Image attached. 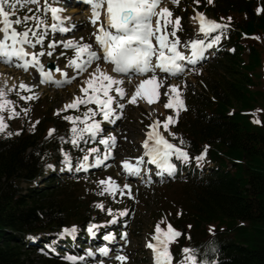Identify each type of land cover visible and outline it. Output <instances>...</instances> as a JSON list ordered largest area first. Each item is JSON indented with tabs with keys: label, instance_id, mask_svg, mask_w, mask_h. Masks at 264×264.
Returning <instances> with one entry per match:
<instances>
[{
	"label": "trees",
	"instance_id": "1",
	"mask_svg": "<svg viewBox=\"0 0 264 264\" xmlns=\"http://www.w3.org/2000/svg\"><path fill=\"white\" fill-rule=\"evenodd\" d=\"M257 6L261 14L255 12ZM228 13L240 19L235 21L239 31L264 39V0L216 4V14ZM232 33L237 42L239 33ZM254 54L251 48L250 57ZM235 57L233 65L241 60ZM231 69L227 92L214 93L215 102L190 101L179 126H171L177 144L182 138L185 150L195 156L205 152L216 167L212 175L184 184L177 197L179 212L165 221V226L170 223L181 233L171 244L176 262L181 259L179 249L188 247L196 250L198 260L264 264V122L260 118L258 126L238 112L253 104L247 87L252 81ZM233 101L239 110L228 114ZM50 124L55 135L48 137L46 126ZM70 129L67 120L53 121L48 116L32 133L21 127L11 131V136L0 134V264H68L42 253L36 254L37 262L30 259L27 254L34 250L26 247V236L59 233L71 225L90 223L88 201L67 194L55 179L45 181L43 189L36 187L46 165L59 162L55 153L61 149L70 153Z\"/></svg>",
	"mask_w": 264,
	"mask_h": 264
},
{
	"label": "snow or ice",
	"instance_id": "2",
	"mask_svg": "<svg viewBox=\"0 0 264 264\" xmlns=\"http://www.w3.org/2000/svg\"><path fill=\"white\" fill-rule=\"evenodd\" d=\"M178 2L179 0H171L174 5H178ZM194 2L199 3V0H194ZM88 3L91 9V22L96 25L94 36L99 51L93 50V45L90 43H80L74 40L49 42L48 49H54L56 43L62 44L65 49H72L73 56L69 58L66 66L73 68L77 75L85 72L94 61L109 62L111 72L117 74L146 76V74L151 73L136 85L135 91L129 100L130 103H136L138 97L146 100L149 104L158 100L161 95L159 90L163 84V81L159 78L160 74L176 76L185 71L187 64L195 65L204 55V50L212 47L220 40L219 35L210 36L209 34L217 30L223 32L228 26L206 18L203 13L196 12L192 19L198 22L197 31L202 34V38L197 36L185 42L177 36V31L182 30L181 17H173V12L167 6H162L163 0H88ZM28 4L38 5L31 16L25 15L22 18L17 16L14 20L10 19V17L16 15L18 5L24 7ZM8 9H11V11ZM28 11L32 12V9L29 8ZM61 11V8L55 6L54 3H49L48 0H44L43 5L39 4V0H0V62L11 64L15 60L18 62L17 67L27 70L29 66H32L38 70L41 82L53 80L52 74L44 71V64L41 62V56L45 54L51 56L52 52L43 50L29 52L27 48L44 43L46 32L37 31V29L50 28L54 32L59 31L61 33L69 31L61 24V21L65 19L60 15ZM257 11H260V9H257ZM48 13H50L53 23H48ZM28 21L34 23L29 25ZM14 24L22 25L23 30L18 31L13 27ZM181 44H183L184 51L180 49ZM60 55H64V53H60ZM185 61H187V64H185ZM56 71L60 72L62 77L65 76L62 69L57 68ZM73 79L75 77L54 82L56 84L68 83ZM83 83L86 85L80 89L83 95L74 97L70 103L64 106L63 110L77 109L80 105H96L95 110L87 107L83 115H67L64 117L65 120L71 122L70 143L74 148H79L82 142L87 143L91 139L98 140L99 144L104 145L106 149L103 158H101L100 151L96 147L81 149L84 151V155L79 158L77 167L86 169L100 165L104 160H107L111 155V147L115 144V137H104L102 135L101 123L94 117L99 112L105 121H111L116 115L112 105L115 103L117 108L123 109L125 105L120 103L117 97L123 99L126 97V93L121 86L124 81L104 71L99 64L96 65L94 71L89 74ZM14 87L6 90L0 88V113L7 110L9 119L20 115L12 107L14 102L6 98L7 93L13 91ZM167 87L170 89L171 94L164 93L168 96V101L164 104V107L174 109L178 115L179 111L186 106L177 87L175 85H168ZM19 88L30 91V86L24 82L19 84ZM113 91L116 96L110 94ZM17 95L20 96V92H17ZM34 98V94L32 96H21V99L25 100ZM23 111L26 113L28 110L24 109ZM59 111L61 110H57V114ZM254 122L260 123L259 120ZM174 123L175 119L171 115L163 121L154 120L148 125L149 131L143 141L144 157L147 158L148 163L155 165L157 169L167 172L169 175L175 171L172 157L183 162H187L189 159V153L182 147L185 143L182 138L179 144H176L163 134L166 132L168 136L175 139L176 134L169 128V125ZM161 125L163 132L160 130ZM7 127L4 116L0 114V132H4ZM54 131V129H49L48 135L51 136ZM12 134L7 132L8 136ZM206 148L207 146H205V151ZM61 152L63 154L62 163L71 168L69 154L64 152L63 149H61ZM204 155L205 152H201L196 157L198 163ZM90 156L94 157L91 162L89 160ZM137 161V164H131L128 160L123 161V167L130 175L140 174L143 157H137ZM48 167H51V165H48ZM98 185L102 186L100 195L105 193L115 195L117 192L124 195L123 189H130L129 184H124L121 188L111 177L99 180ZM127 194L130 195V191ZM96 207L104 210L103 204H97ZM125 211H120L119 215L123 216ZM107 212L112 219L106 221V223L115 222L117 217L113 214V209L108 208ZM161 223L163 221L156 223L152 239L146 247L152 250L153 264H173V253L170 250V245L181 233L173 228L170 223L163 228ZM97 227V225L90 223L87 231L89 234L94 235V229ZM75 232L76 226L73 225L70 228H63L58 236L63 237L65 234L71 235ZM104 239L111 240L113 236L108 233L104 236ZM98 251L101 255H107L108 253L107 247L99 248ZM181 251L183 255L176 264H216L215 261L198 260L194 249L184 247ZM86 254L92 256L93 252L89 250ZM65 259L71 261L72 264H76L77 261H83L84 256L69 255ZM116 259L123 261L127 258L117 256Z\"/></svg>",
	"mask_w": 264,
	"mask_h": 264
},
{
	"label": "rangeland",
	"instance_id": "3",
	"mask_svg": "<svg viewBox=\"0 0 264 264\" xmlns=\"http://www.w3.org/2000/svg\"><path fill=\"white\" fill-rule=\"evenodd\" d=\"M39 1H41L39 2L40 5L44 3L43 0ZM54 1L55 0L48 2L54 3ZM225 1L228 0H211V2L210 0H199V3H195L194 0H179L178 5H174L171 3V0H163L162 6H167L173 12V17H181L180 24L182 26V30L177 31V36H179L182 41L186 42L190 38L199 36L196 29V22L192 19L196 12L203 13L206 18L215 19L213 14V9L216 10L215 5H224ZM37 6L38 5L28 4L24 7H20L18 5L16 15L10 17V19L14 20L17 16L21 18L25 15L31 16L36 11ZM29 8L32 9V12L28 11ZM59 8H61L68 17L72 15L71 11L67 10L65 5ZM8 10L10 11L11 9ZM81 12L82 14H80L78 20L73 23L74 26H77V28L79 27L77 24H82V29L72 36L51 37L50 42L74 40L80 43L92 44L91 39L95 32L96 25L92 24L90 14L87 10L85 12L83 9ZM33 23V21H28V24L32 25ZM57 44L60 43H56L55 45ZM220 45L221 44L218 42L213 46L219 47ZM251 48L255 50V57H246L242 54L241 59H245L246 63L249 64L242 65L241 71L252 81V85L247 86L254 99L253 104L249 107V109L253 115H257L259 118H262L264 122V104L262 101L264 96V79L262 73L264 68V39L261 44L255 43L251 46ZM180 49L182 51L185 50L183 48V44L180 45ZM41 50L45 52H52L51 56L45 54V57L42 60L45 64L53 63L55 65L56 63L57 67H61L63 70L68 72L71 77H75V79L71 80V82L65 86L54 88L40 84L38 85V82L36 83L34 78H29L27 73H22L19 70L9 68L11 71L9 75L4 74V71L2 70L1 74H3L5 78L14 80V83L19 82L20 84L21 82H24L30 86V91L20 89L19 84H17L13 91L7 93L6 98L14 102L12 107H14L20 115L9 119L7 110L0 113L4 116L5 123L8 125L4 132H0L1 135H6L7 132L18 130L21 127L26 133H32L38 127L39 122L48 116L53 119V121L55 118L63 120L67 115H83L87 107H91L94 110L96 109L95 104H89L87 106L80 105L77 109L69 108L67 110H63L64 106L70 103L74 97L83 95L80 89L81 87L86 86L83 83L84 80L92 71H94L96 65L100 64V62H94L93 67L91 65L85 72L77 75L73 68L66 66L69 58L73 56V51L65 52L66 55L63 57L60 56L62 50H60L58 45L57 47L55 46L54 49H48V44L44 45V43L38 49V52ZM93 50L96 49L93 48ZM225 59L226 55L221 54L198 68L188 67L179 78H167L160 76V80L163 81L162 87L159 90L161 95L159 99L154 101L152 104H149L146 100L139 97L137 98L136 103L129 102L135 91V87L138 84L137 80L147 78L148 75H151L150 73L143 76L145 78L134 77L131 79H126L122 76L112 74L113 76H117L118 79L124 81L121 86L125 90L126 97L123 99L117 97L119 102L123 103L125 106L123 109H119L116 107L115 103L112 105L116 111V115L111 121H105L99 112H97V115L94 117L100 121L103 134L106 130L108 131L106 133L107 136L115 137V144L111 147L112 156L106 160L107 165L105 168L92 172L87 176H80L74 179L71 174L67 175L62 172L65 169H62L59 166V163L55 166L51 165V167H46L44 170L45 177L48 178L51 176L50 174L53 173L58 179L56 182L59 181V185L64 188V191L67 194L71 193L74 196H77L83 203L84 201H88L87 213L91 217V222H95V225L102 227L103 225L108 224L106 221L112 219L107 212L108 208L113 209V214L116 215L118 219L127 221L126 223L120 224V227L118 228V230L122 231L125 224H128L125 232L126 250L121 254V256L126 257L127 259L123 261L117 260L115 258V256H118L117 254L113 259L109 258L106 259V261L101 259L85 260L86 263L84 264H151L153 262L152 250L146 247V245L152 239V233L154 232L156 223L163 221V223H161V227L163 228L165 227V221L172 218L174 213L179 212L177 210L179 203L177 197L182 193L184 187L183 184L187 181L186 179H183L185 173L183 170L178 172L179 177L175 180H157L154 179L155 175H153L152 172H146L145 167L141 165L140 175H137L139 180L133 181L126 178L120 168L121 164H123L124 160H128L131 164L138 163L137 157H142L143 155L140 150L141 141L145 138L146 133L149 131L148 125H150L154 120L163 121L170 115L175 118L178 117L180 120L186 112L187 104L192 95L200 96L203 100H210L214 96L213 92H218L222 87H225L232 81L229 76L232 69ZM6 67H4V69H6ZM240 78L241 75L238 76V79ZM7 81L8 80H6V82ZM7 83L9 84V82ZM168 85H175L177 87V90L186 106L184 109L179 111L178 115L174 109L164 107V104L168 101V96L164 93L171 94L170 89L167 87ZM0 88H4L6 90L7 88H10V84L8 86L0 81ZM17 92H20V96L17 95ZM33 94L35 96L34 99H21V96H32ZM110 94L116 96L114 91L110 92ZM24 109H27L28 111L25 113V111H23ZM57 110L61 111L57 114ZM231 110L232 109L229 108L228 112H231ZM115 121L117 122V126L115 128L112 129L107 126V123L114 125ZM174 124H170L169 128L176 134V131H173V128H171ZM51 126L52 124L47 125L46 127L51 128ZM177 126H179V124H177ZM160 130L163 132L162 125ZM163 134L167 139L174 142L173 137L168 136L166 132ZM53 135L55 134H52L51 136ZM45 136L49 137L48 134H45ZM70 137L71 132L69 131L68 142L71 151V154L69 155L71 158V165L77 163L79 158L83 157L84 151L81 149L96 147L99 151H102V155H104L106 151L104 145L99 144L98 140L91 139L88 140L87 143L82 142L79 148H74L70 143ZM55 155L62 158L61 160L63 161V154L61 150L57 151ZM191 158L192 156L189 154L188 161H190ZM142 163H144V159ZM180 165L181 164H179V169L181 170ZM66 168L68 169V167ZM107 177H111L115 180L121 188H123L124 184H129L130 189H123L125 192L124 195H120L118 192L115 195H110L108 193L100 195L99 193L102 186L98 185V181L106 179ZM45 179L46 178L37 180L38 188H43V186L46 185V183H43ZM129 191L131 193L130 195L127 194ZM97 204H103L104 210L96 207ZM124 210H126L125 214L120 216L119 212ZM83 228L84 227H76L75 233L71 235L65 234L63 237L59 236L60 239H62L60 242H64L63 238L77 236L79 232H82ZM57 237L58 236H56V238ZM117 239L119 238H116V240ZM76 240L72 238L69 241V244H61V247L63 248L62 251H64L62 254L65 257L73 255L84 256V259L88 258L89 256L86 252L89 250L91 251V249L85 245L82 247L81 251H79L78 246H80V240ZM180 254L183 255L182 251ZM27 256L37 262L36 253L29 252ZM83 261H77L76 264H80ZM69 263L72 264L71 261H69Z\"/></svg>",
	"mask_w": 264,
	"mask_h": 264
},
{
	"label": "bare ground",
	"instance_id": "4",
	"mask_svg": "<svg viewBox=\"0 0 264 264\" xmlns=\"http://www.w3.org/2000/svg\"><path fill=\"white\" fill-rule=\"evenodd\" d=\"M89 9V13H90V7L88 8ZM88 9H87V11H88ZM71 11V14L72 15H76L78 12H79V10H78V8H74V9H72V10H70ZM88 16H89V14H88ZM78 18H79V16H73V18H69L68 19V21H70V22H68L67 21V24H70V23H72L73 21H75V20H78ZM63 26V25H62ZM64 27H66V25L64 26ZM68 28V27H67ZM69 29H70V27H69ZM73 31H71L70 33H72ZM95 62V61H94ZM94 62H93V66H94ZM2 62H0V81L1 82H3L4 84H6V85H8L9 86V84H10V88L11 87H13V86H16L17 84H19V82H16V83H14V80H9L8 78H5V76H3V74H1L2 72V70L4 71V74H7V75H9V73L11 72L10 70H9V67H8V65L9 64H5V63H2ZM4 65V66H3ZM100 65V67L104 70V71H107L109 74H111L112 75V72H111V66L110 65H106V63H100L99 64ZM1 66H3V67H1ZM7 66V67H6ZM56 66V65H55ZM92 66V67H93ZM4 67H6V69H4ZM57 68H59V66L57 67L56 66V69ZM11 69H13V70H17V68L16 67H12L11 66ZM56 69L54 70V71H51V73L52 74H55V76L56 75H58V74H60V72H57L56 71ZM29 72H25V73H27V75H29V78H34L35 80H36V83L37 82H39V80L41 81V78H40V75H37L36 73H35V71H30L29 69H27ZM19 71H22V70H20L19 69ZM22 73H24V72H22ZM60 77V76H59ZM117 77V76H116ZM69 78V77H68ZM67 78V79H68ZM6 80H8L7 82H9V84L6 82ZM61 80H62V78H61ZM141 79H138L137 80V83L139 84V81H140ZM57 81H59V80H57ZM134 83V82H133ZM44 84V83H43ZM45 86H48V84H44ZM129 85H130V83H129ZM144 139L145 138H143V140L141 141V145H140V149H141V147H142V149H144L143 148V141H144ZM157 169V168H156ZM160 171V170H159Z\"/></svg>",
	"mask_w": 264,
	"mask_h": 264
}]
</instances>
